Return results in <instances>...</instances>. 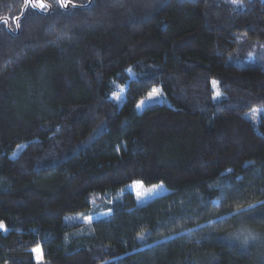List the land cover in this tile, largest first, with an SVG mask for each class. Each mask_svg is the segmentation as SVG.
Returning a JSON list of instances; mask_svg holds the SVG:
<instances>
[{
	"label": "trees",
	"instance_id": "trees-1",
	"mask_svg": "<svg viewBox=\"0 0 264 264\" xmlns=\"http://www.w3.org/2000/svg\"><path fill=\"white\" fill-rule=\"evenodd\" d=\"M45 3L0 0V264H264V0Z\"/></svg>",
	"mask_w": 264,
	"mask_h": 264
},
{
	"label": "rangeland",
	"instance_id": "rangeland-1",
	"mask_svg": "<svg viewBox=\"0 0 264 264\" xmlns=\"http://www.w3.org/2000/svg\"><path fill=\"white\" fill-rule=\"evenodd\" d=\"M263 56H264V51H263L262 45H260L258 49L251 50L245 54L246 61H250L252 63L260 61V59L263 58ZM123 98H124V92H123V95L118 94V96H116V100L120 104H122L121 101L123 100ZM153 99L154 101L156 100L155 98ZM153 99L142 100L144 101V103L139 104L140 106L138 107V110L140 111L143 109V107H146V106H149L155 103ZM252 114L253 115L251 116V118L253 120L258 121V119L262 115L264 116V109L263 110L257 109V111H253ZM125 190H128L135 195L136 203L139 205L146 204V202L157 199L158 197L166 196L168 195V192H169V190H167L163 184H156V186L147 187L138 181H133L132 184L125 187ZM138 193H140L141 195H138ZM108 215L109 214H106L103 216H108ZM103 216H100V217H103ZM100 217L98 216L90 217L91 219H87V222H89L90 220H98ZM35 250H36L34 251L35 260L38 264H42L44 261V257L42 256L43 255L42 250L41 248H35Z\"/></svg>",
	"mask_w": 264,
	"mask_h": 264
},
{
	"label": "snow or ice",
	"instance_id": "snow-or-ice-1",
	"mask_svg": "<svg viewBox=\"0 0 264 264\" xmlns=\"http://www.w3.org/2000/svg\"><path fill=\"white\" fill-rule=\"evenodd\" d=\"M26 3L28 5H30L31 8L33 9H40V10H47V8L49 7L46 3H45V0H26ZM58 3H59V7L62 8V9H65L67 10L68 9V6L69 4L71 3V0H58ZM231 3L232 4H240L242 6V0H231ZM90 7V5H84L83 8H88ZM72 8L75 9L76 8V5L75 4H72ZM5 23H7L5 21ZM19 26V25H17ZM130 71V70H129ZM159 95V92L157 90H153L149 96H148V99L151 100L153 98H155L156 96ZM217 96L220 95L219 91H217L216 93ZM144 101H141L140 104H143ZM140 105H138L139 107ZM151 191V190H150ZM138 195H141L140 193H138ZM261 205H264V202H260ZM255 206L254 205H249L247 208H237L236 211L240 214H243L244 212L246 211H250L252 210V208H254ZM87 219H91L90 217H88ZM4 228V225L2 223H0V229ZM239 238V237H238ZM247 240H248V237H245L244 239V243L246 244L247 243ZM33 251H36L35 249Z\"/></svg>",
	"mask_w": 264,
	"mask_h": 264
}]
</instances>
